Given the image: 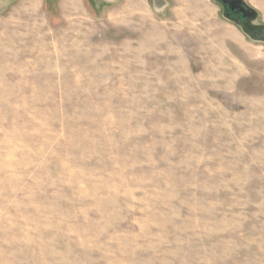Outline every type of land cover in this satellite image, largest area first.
Returning <instances> with one entry per match:
<instances>
[{
	"label": "rangeland",
	"instance_id": "374dc122",
	"mask_svg": "<svg viewBox=\"0 0 264 264\" xmlns=\"http://www.w3.org/2000/svg\"><path fill=\"white\" fill-rule=\"evenodd\" d=\"M0 264H264V41L213 0L1 5Z\"/></svg>",
	"mask_w": 264,
	"mask_h": 264
},
{
	"label": "flooded vegetation",
	"instance_id": "af4514ba",
	"mask_svg": "<svg viewBox=\"0 0 264 264\" xmlns=\"http://www.w3.org/2000/svg\"><path fill=\"white\" fill-rule=\"evenodd\" d=\"M239 29L256 39H264V0H213Z\"/></svg>",
	"mask_w": 264,
	"mask_h": 264
},
{
	"label": "crops",
	"instance_id": "0c3cea01",
	"mask_svg": "<svg viewBox=\"0 0 264 264\" xmlns=\"http://www.w3.org/2000/svg\"><path fill=\"white\" fill-rule=\"evenodd\" d=\"M8 2H10V0H0V6L3 4H7ZM262 11L264 12V7H263Z\"/></svg>",
	"mask_w": 264,
	"mask_h": 264
},
{
	"label": "water",
	"instance_id": "95a60500",
	"mask_svg": "<svg viewBox=\"0 0 264 264\" xmlns=\"http://www.w3.org/2000/svg\"><path fill=\"white\" fill-rule=\"evenodd\" d=\"M259 40H262V41H264V39H259Z\"/></svg>",
	"mask_w": 264,
	"mask_h": 264
}]
</instances>
